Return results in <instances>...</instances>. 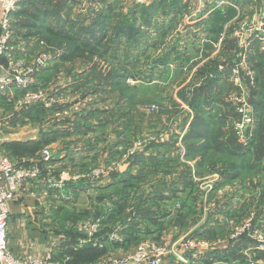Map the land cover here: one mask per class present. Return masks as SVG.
<instances>
[{
    "label": "rangeland",
    "instance_id": "374dc122",
    "mask_svg": "<svg viewBox=\"0 0 264 264\" xmlns=\"http://www.w3.org/2000/svg\"><path fill=\"white\" fill-rule=\"evenodd\" d=\"M52 3L59 9L62 7L60 1L52 0ZM67 6L71 8V19L83 20L88 25L103 10L109 17L106 25L109 28L98 33L101 43L92 64L80 59L63 72H73L74 95L81 107L78 114L89 113L92 116L89 125L106 131L100 136V143L122 141L120 145L126 149L120 163L129 162L135 156L143 161L141 179L130 185L131 191H140L137 195L146 199L142 207L150 211L158 203L160 212L167 213L169 208L183 212L186 207L183 202L155 198L152 193L177 190L180 180L184 187L194 185L202 192L200 175L216 172L220 179L216 183L208 181L203 189L215 191L224 180L222 184L229 188L227 192L236 191L233 193L238 195L237 200L249 205L242 211L240 220L252 214L257 220L260 219L257 216L264 219V64L259 67L252 64L249 51L255 53L254 59L260 58L263 62L264 54L257 46V30L255 35H249L251 37L241 34V38L245 36L241 46L246 43L242 48L238 37L246 25L258 27L261 22L264 25V0H208L205 3L199 0H77ZM16 23L15 41L23 49L20 55L34 56L45 48L57 55L58 48L50 47ZM57 27L64 31L60 25ZM118 28L128 29L129 36L117 39ZM241 58L244 70H234ZM49 65L50 68L42 70L45 76L39 77L40 87L36 86V92L40 88L49 97L56 94L60 97L59 73L54 71L53 63ZM117 74L119 80H111L112 75ZM242 90L255 118L249 128V145L246 147L236 138L240 102L235 98ZM25 92H16L12 100L6 95L0 96V116L8 117H0V153L12 160L19 154L9 144L26 142L32 137L37 139L43 126L51 129L58 121L59 103L46 109L47 112L39 106L26 107L22 102ZM102 119L109 120L111 125L97 127ZM81 123L80 128L88 127ZM8 126L15 132H7ZM35 128V133L30 134ZM109 129L110 133L107 132ZM204 130L211 138H202ZM77 134V140L84 144L83 134ZM48 140L45 137L43 145L51 143ZM208 142L211 144L202 152V146ZM90 144L89 141L85 143ZM135 145H140V149L129 157ZM41 146L37 147L36 153L44 148ZM160 146L173 147L176 159L191 158L193 164L170 166L166 161H170L171 156H167V149L162 150ZM107 149L110 147L107 146L105 151ZM168 167L174 169L168 170ZM62 199L67 200L64 196ZM210 204L217 206L215 200ZM115 206L112 198L105 212H111ZM74 209L56 210L54 224L46 233L58 237L77 232L81 237L77 226L101 215H77ZM58 215L67 218L70 227L64 229ZM221 215L225 221L227 215ZM192 216L201 220V226L202 213L196 212Z\"/></svg>",
    "mask_w": 264,
    "mask_h": 264
},
{
    "label": "crops",
    "instance_id": "0c3cea01",
    "mask_svg": "<svg viewBox=\"0 0 264 264\" xmlns=\"http://www.w3.org/2000/svg\"><path fill=\"white\" fill-rule=\"evenodd\" d=\"M249 53L252 64L257 67L264 64L260 58L254 59L255 53L251 51ZM54 57L55 60L50 64L53 63L54 71L59 73L57 74L59 78L57 84L60 85L61 90L58 105L60 110L56 114L58 121L51 129L43 126L39 138L32 137L29 141L23 142L28 144L31 149L33 143L40 141L41 147L52 150L54 160L50 165L51 169L48 171V175L43 180L26 185L25 189L19 191L16 197L7 204L10 215L9 232L12 251L17 255L40 259L51 255L58 264H114V260L133 251L145 241L178 245L184 240L195 238L209 242L213 248L203 251L199 255H186L183 257V261L173 257L174 259L167 260L166 264H247L248 257L256 251V242L252 239L240 242L229 240L230 226L240 220L242 211L244 212L249 206L245 205V201L237 200L238 195L233 193L236 191L227 192L229 188L226 185L223 186L224 180L215 191L203 189L208 181L216 183L220 179L218 174L213 172L214 174L207 176L200 175L202 177V192L197 190L194 185L192 188H190L191 186L184 187L183 180H180L177 182V190L173 188L152 193L155 198L166 197L183 202L187 207H183V212L171 210V208L167 213L160 212L158 203H155L154 210H145L142 207V202L146 199L137 195L140 194V191H131L130 188L132 182L141 179L143 161L140 159L139 161L135 156L130 158L129 162L120 163L126 149L120 145L122 141H119L120 143H100V136L106 131L104 129L97 130L96 127L94 128L95 125H92L93 127L89 125L92 123V116L89 113L80 116L74 111L73 104L76 102L73 100L76 87L74 75L70 71L63 72L64 68L69 70L74 64L64 61L60 57L59 51ZM50 67L51 65L46 69ZM41 75L45 76L44 73ZM81 122H84L88 127L80 128L83 126ZM203 122L206 125L205 121ZM43 123L46 122L43 120ZM106 124H109V120L103 121L102 119L96 125L98 127L106 126ZM35 130L37 129L35 128L29 133H35ZM12 131L15 132V130L10 132ZM107 132L110 133L111 129ZM77 133H82L85 143L89 141L91 144L80 143L77 140ZM85 134L88 135L85 136ZM45 137L46 140L49 138L48 141L51 143L43 145ZM107 146L110 149L105 151ZM160 147L162 150L166 148L165 154L171 156L170 161H166L170 166L179 164L189 167L193 164L191 158L176 159L173 147ZM158 149L157 146L156 150L159 152ZM206 149L207 146H202V152ZM40 152L18 156L37 160ZM168 168V170L174 169ZM99 169L104 172L103 175L99 178L93 177L92 172ZM64 171L70 172L75 180L63 191L51 188L50 182L59 181V174ZM190 181L194 182V179ZM224 194H226L225 197ZM63 196L66 199L69 198L64 201ZM112 198L116 205L115 209L113 207L111 212L106 213L107 203L111 202ZM132 198L135 199L131 201ZM213 200L216 201L217 206L209 205ZM171 206L174 208L173 204ZM60 208L66 210L75 208L74 211L77 215L81 213H88L89 216L92 213L101 214L96 218L104 219L101 234L98 236L102 247L81 245L79 242L81 237L77 232L63 233L58 237H54L50 232L46 233L51 229L50 225L54 224L55 211ZM196 212L202 213L201 226H199L201 220H196L197 217L192 216ZM221 214L227 215L225 221L224 215ZM59 218L62 225L65 226L64 229L70 227L71 223L67 218L61 216ZM257 218L260 219H256V222L260 226L263 225L264 229V219L259 216ZM111 246L114 248L112 249Z\"/></svg>",
    "mask_w": 264,
    "mask_h": 264
},
{
    "label": "built area",
    "instance_id": "2783aa9c",
    "mask_svg": "<svg viewBox=\"0 0 264 264\" xmlns=\"http://www.w3.org/2000/svg\"><path fill=\"white\" fill-rule=\"evenodd\" d=\"M23 1L24 0H0V96L6 95L12 100L13 94L16 92L26 91L24 94L25 99L22 101L26 107L39 106L44 109H52L56 104L60 103L59 95L56 94L53 97H49L47 94L41 92L40 88L38 92H36V86L40 87V85H38V79L41 76L42 70L48 67L53 61V53L45 48L44 51L34 56L25 55V57H23L20 55L23 49L20 47V44L15 41L14 14L20 9ZM73 1L76 2L77 0H68V3L70 4ZM199 1L205 3L208 0ZM255 30L258 32L256 37L258 39L257 46L259 52L264 54L263 22H261L258 27L246 25L245 28L241 30V33L238 34V37H240L239 47L242 48L246 45L245 43L244 46H241L243 44L241 41L242 38L245 40V36L241 38V34L246 33V36L255 35ZM41 45L44 46V42H42ZM240 48L239 50H241ZM244 66L241 58V61L235 64L234 70L240 69V71H242L244 70ZM251 79L253 80V78ZM240 94L239 97L235 98V100L240 102L238 109L240 121L236 123V138L241 145L243 144V146L246 147L249 145V128L252 127L255 118L253 117L252 106H249L244 97L245 91L242 90ZM73 100L76 101L74 103V111L78 113L81 108L79 107L80 103L77 101L79 99L74 95ZM3 116L5 119L8 118L7 115ZM6 131H11V127L8 126ZM139 146L140 145H135L128 156H133L136 151L140 149ZM15 158L12 160L0 153V264H58L53 260L51 255L45 259L32 256H21L15 254L10 247V215L7 204L16 197L19 191H23L26 185L40 182L48 175V171L51 169L50 165L54 160V155L51 149L43 148L37 160H30L22 156H17ZM103 173L104 172L99 169L93 171L92 175L95 178H99ZM74 180L75 178L70 172L64 171L59 174V181L50 182V187L63 191ZM179 207L180 205H177V208ZM103 221V218H91L77 226V230L81 235L79 239L81 245L102 247L98 236L101 234ZM229 232V240L231 242H240L246 239H252L256 242V251L248 257L247 264H264V229L256 222L253 214L248 218L233 223L230 226ZM212 248L209 242L195 238L184 240V242L178 245L145 241L139 244L133 251L114 260L113 263L166 264L169 259L173 260L177 257V260L183 261V257L186 255H199L202 254L203 251H208Z\"/></svg>",
    "mask_w": 264,
    "mask_h": 264
},
{
    "label": "trees",
    "instance_id": "16d2710c",
    "mask_svg": "<svg viewBox=\"0 0 264 264\" xmlns=\"http://www.w3.org/2000/svg\"><path fill=\"white\" fill-rule=\"evenodd\" d=\"M30 1L32 0H24L20 9L14 14L17 26L29 29L30 35L38 36L40 40L46 41L52 48H58L61 54L60 57L64 61L75 64L78 60L82 59V61L92 64L93 55L100 48L101 43L98 33L104 31L105 28H109L106 26L107 19L109 18L106 11L103 10L88 25L83 20L78 22L75 19H71L70 15L72 12L71 8L67 6V0H55L62 2L60 9L52 3V0H33L36 2L29 3ZM58 25L64 31L58 30ZM127 34L129 36L128 29L118 28L115 36L121 40L123 36L127 37ZM119 78L118 74L112 75L111 80L118 81ZM256 111L259 112V108L256 107ZM207 137L211 138L208 132L204 130L202 138ZM208 144L211 143L208 142L204 146H208ZM9 145L13 151L19 155H23L27 153L35 154L37 147H40L42 144L40 141L35 142L31 149L28 144L23 142Z\"/></svg>",
    "mask_w": 264,
    "mask_h": 264
}]
</instances>
